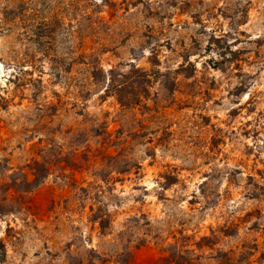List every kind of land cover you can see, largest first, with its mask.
Wrapping results in <instances>:
<instances>
[{
	"label": "rangeland",
	"instance_id": "obj_1",
	"mask_svg": "<svg viewBox=\"0 0 264 264\" xmlns=\"http://www.w3.org/2000/svg\"><path fill=\"white\" fill-rule=\"evenodd\" d=\"M0 264H264V0H0Z\"/></svg>",
	"mask_w": 264,
	"mask_h": 264
},
{
	"label": "trees",
	"instance_id": "obj_2",
	"mask_svg": "<svg viewBox=\"0 0 264 264\" xmlns=\"http://www.w3.org/2000/svg\"><path fill=\"white\" fill-rule=\"evenodd\" d=\"M97 72H99L98 69H95L93 71V77L96 78L97 76ZM101 72V71H100ZM103 72V71H102ZM139 73V72H138ZM153 75H157L158 76V72L155 71L153 72ZM141 76L144 77V79H138L137 81H130L129 79L125 80V81H122L121 83V87L122 88L123 86H125L126 84H128V86H130L133 90L138 87V88H142V91H138V92H135V91H130L129 93L131 94L130 96V99L129 100H126L124 99V97L122 96V91L123 90H119L118 91V101L122 104V105H127L126 103L128 104H137V102L140 100L141 97H143V93H145V89L147 88V86H149V83H150V78L147 79L148 76L152 77V74H148V73H145V72H142L141 73ZM146 77V78H145ZM120 86V85H119ZM136 86V87H135ZM142 86V87H141ZM117 90V89H116ZM143 92V93H141ZM41 178H37L35 179V182H34V186L33 187H36V186H39L41 184ZM105 222L106 220L105 219H100L99 220V225L101 228H104L105 227Z\"/></svg>",
	"mask_w": 264,
	"mask_h": 264
}]
</instances>
